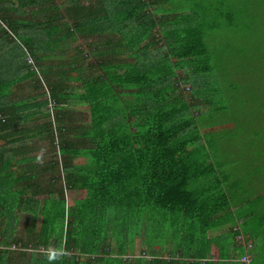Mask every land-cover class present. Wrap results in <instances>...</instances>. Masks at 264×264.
<instances>
[{"label": "trees", "instance_id": "1", "mask_svg": "<svg viewBox=\"0 0 264 264\" xmlns=\"http://www.w3.org/2000/svg\"><path fill=\"white\" fill-rule=\"evenodd\" d=\"M228 1L0 0V264H46L50 243L70 253L57 264H264L261 197L233 207L177 76L212 71L204 21ZM77 37L91 53H57Z\"/></svg>", "mask_w": 264, "mask_h": 264}, {"label": "rangeland", "instance_id": "2", "mask_svg": "<svg viewBox=\"0 0 264 264\" xmlns=\"http://www.w3.org/2000/svg\"><path fill=\"white\" fill-rule=\"evenodd\" d=\"M168 12L181 13L192 6L220 4V0H169ZM210 10V9H209ZM208 10V12H209ZM210 13V12H209ZM212 14V13H210ZM214 15V14H212ZM208 16L204 21L206 63L212 71L192 75V86L183 81L186 75L177 72L180 94L190 104H195L189 116L194 117L203 143L209 149L210 161H221L220 174L228 175L226 185L233 207L238 213L248 210L247 200L261 197L259 216L264 214V0H229L228 7L218 18ZM218 28L212 29L214 24ZM91 42L81 38L60 43L57 52L72 55L75 48L82 47L88 54ZM92 44V43H91ZM61 55L49 63H66L68 57ZM200 62L190 63L193 69ZM189 87L184 94L182 87ZM27 95L21 92L18 97ZM76 111V112H75ZM70 111L74 121L86 124L89 114L81 109ZM92 160L75 158L76 164L88 165ZM48 174L42 175L40 183L46 184ZM63 183H55L61 188ZM85 191H66L65 198H83ZM252 197V198H249ZM43 198V197H42ZM241 230V225L235 226ZM218 230L213 235L220 234ZM246 236V235H245ZM248 239V237L246 236ZM251 242V241H250ZM252 243V242H251Z\"/></svg>", "mask_w": 264, "mask_h": 264}, {"label": "clouds", "instance_id": "3", "mask_svg": "<svg viewBox=\"0 0 264 264\" xmlns=\"http://www.w3.org/2000/svg\"><path fill=\"white\" fill-rule=\"evenodd\" d=\"M188 92H189V90H188ZM237 231H239V233H238V235H239L241 230H237ZM243 235L245 236V234H243ZM247 240H249V239H247ZM37 254L42 255L44 257L46 264H57L58 261L66 258L67 256L70 255V253L68 252L67 248L64 245L57 247L51 243L49 244V246L47 248H45L43 250V253L37 252Z\"/></svg>", "mask_w": 264, "mask_h": 264}, {"label": "built area", "instance_id": "4", "mask_svg": "<svg viewBox=\"0 0 264 264\" xmlns=\"http://www.w3.org/2000/svg\"><path fill=\"white\" fill-rule=\"evenodd\" d=\"M28 63L29 64H33V61H32L31 58L28 59ZM182 89H183L184 94H186L188 92V90H189L188 87H184V86L182 87ZM0 120H2V119H0ZM2 122H3V120H2ZM236 230H240V229H236ZM237 239H238L239 243L244 246L245 249L249 250V249L252 248V243L249 240H247V238L241 232L237 236ZM243 262L246 263V264H251V257H250L249 254H248V256L246 255L243 258Z\"/></svg>", "mask_w": 264, "mask_h": 264}, {"label": "crops", "instance_id": "5", "mask_svg": "<svg viewBox=\"0 0 264 264\" xmlns=\"http://www.w3.org/2000/svg\"><path fill=\"white\" fill-rule=\"evenodd\" d=\"M168 4V0H165V5H167ZM61 46H63V45H61ZM58 53V52H57ZM27 94V93H26ZM25 96H27V95H25ZM24 96V97H25ZM72 121H74V120H72ZM76 122V121H75ZM223 228H225V227H223Z\"/></svg>", "mask_w": 264, "mask_h": 264}]
</instances>
